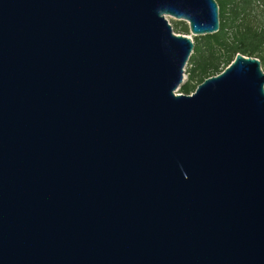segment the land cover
<instances>
[{"label":"water","instance_id":"95a60500","mask_svg":"<svg viewBox=\"0 0 264 264\" xmlns=\"http://www.w3.org/2000/svg\"><path fill=\"white\" fill-rule=\"evenodd\" d=\"M215 0H0V264H264V73L177 93Z\"/></svg>","mask_w":264,"mask_h":264},{"label":"trees","instance_id":"16d2710c","mask_svg":"<svg viewBox=\"0 0 264 264\" xmlns=\"http://www.w3.org/2000/svg\"><path fill=\"white\" fill-rule=\"evenodd\" d=\"M215 2L219 30L212 35L193 37V51L186 65L191 67L187 81L179 89L180 94H192L204 80L220 74L237 54L259 60L264 73V0ZM172 29L175 33L174 27ZM175 29L179 34L189 35L186 24Z\"/></svg>","mask_w":264,"mask_h":264},{"label":"rangeland","instance_id":"374dc122","mask_svg":"<svg viewBox=\"0 0 264 264\" xmlns=\"http://www.w3.org/2000/svg\"><path fill=\"white\" fill-rule=\"evenodd\" d=\"M167 20H168V22H169V24L170 25H172V28L174 27V31H175V33L176 34H179V33H177V29H175V28H180V25L181 24H185L184 22H182V21H176V20H174V19H171V18H167ZM175 24H177V26L175 27ZM179 35H182V34H179ZM185 36H188V37H190L192 40H193V36L192 35H190V33H189V35H185ZM191 66L190 65H188V66H186L185 67V71H184V79H183V84L187 81V78H188V69L190 68ZM177 93H179V91L177 92ZM180 94V93H179Z\"/></svg>","mask_w":264,"mask_h":264}]
</instances>
